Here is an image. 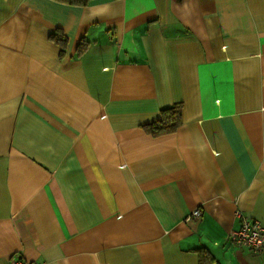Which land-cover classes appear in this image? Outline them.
I'll return each instance as SVG.
<instances>
[{
  "label": "crops",
  "instance_id": "obj_1",
  "mask_svg": "<svg viewBox=\"0 0 264 264\" xmlns=\"http://www.w3.org/2000/svg\"><path fill=\"white\" fill-rule=\"evenodd\" d=\"M236 211L264 225V0H0V264H264Z\"/></svg>",
  "mask_w": 264,
  "mask_h": 264
},
{
  "label": "built area",
  "instance_id": "obj_2",
  "mask_svg": "<svg viewBox=\"0 0 264 264\" xmlns=\"http://www.w3.org/2000/svg\"><path fill=\"white\" fill-rule=\"evenodd\" d=\"M200 217L199 209L193 210L185 217L186 221L198 219ZM235 217L239 220L237 230L231 231L228 240L238 248H246L252 253H260L264 250V225L240 211L235 212ZM6 264H38L34 261H28L21 256L11 257Z\"/></svg>",
  "mask_w": 264,
  "mask_h": 264
},
{
  "label": "trees",
  "instance_id": "obj_3",
  "mask_svg": "<svg viewBox=\"0 0 264 264\" xmlns=\"http://www.w3.org/2000/svg\"><path fill=\"white\" fill-rule=\"evenodd\" d=\"M57 2L65 3L71 6H86L91 0H54ZM49 38L57 43H64L65 37L61 33V31H54L49 35ZM81 50L86 46V43L81 41L78 45ZM80 50V52H81ZM180 107L179 103L172 104L170 106L161 108L159 110V118L154 122L148 123L143 126L145 132L153 137L171 134L173 133L179 122L180 115ZM200 264H205L201 261Z\"/></svg>",
  "mask_w": 264,
  "mask_h": 264
}]
</instances>
